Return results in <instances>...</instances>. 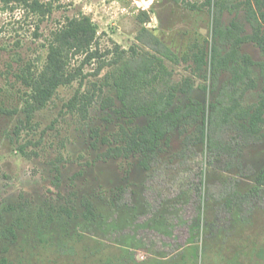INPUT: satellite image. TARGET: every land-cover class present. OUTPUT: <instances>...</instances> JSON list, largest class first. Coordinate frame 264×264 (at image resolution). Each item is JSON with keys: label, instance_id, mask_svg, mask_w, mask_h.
Instances as JSON below:
<instances>
[{"label": "rangeland", "instance_id": "1", "mask_svg": "<svg viewBox=\"0 0 264 264\" xmlns=\"http://www.w3.org/2000/svg\"><path fill=\"white\" fill-rule=\"evenodd\" d=\"M33 1L0 0V264H264V186L258 195L229 204L256 185L264 166V129L231 161L209 157L197 129L212 99L205 68L196 70L194 61L212 42L207 0H38L48 9L44 14ZM83 17L98 26L92 48L99 55L84 63L83 54L67 51L57 37ZM231 19L250 32L243 11H225L223 23ZM142 27L178 57L164 61L172 75L159 88L167 91L186 78L194 82L188 92L176 90L171 109L191 100L202 107L198 122L180 123L168 133L147 168L139 153L101 156L107 148L102 139L122 143V129L149 120L120 112L106 78L112 62L127 55L119 49L151 51L135 38ZM50 43L65 49L72 79L28 119L27 82L43 69ZM241 51L261 60L252 43ZM225 79L223 73L219 80ZM258 83L243 105L257 101ZM75 93L93 99L86 118L68 107ZM107 97L113 107L102 106ZM231 137L232 131L224 133ZM82 197L94 205L92 221L82 217ZM17 217L22 227L16 239L4 238L2 229Z\"/></svg>", "mask_w": 264, "mask_h": 264}, {"label": "trees", "instance_id": "2", "mask_svg": "<svg viewBox=\"0 0 264 264\" xmlns=\"http://www.w3.org/2000/svg\"><path fill=\"white\" fill-rule=\"evenodd\" d=\"M183 2V0H175ZM34 10L44 14L48 9L38 0L33 1ZM211 7V45L208 52L200 51L194 55L196 70L205 68V78L209 80V92L212 94L209 110L197 126L202 138L206 142L209 157L226 156L230 161L238 155L241 145L258 136L264 129V0H207ZM187 6L193 7L195 5ZM243 11L244 18L250 26L246 33L243 23L231 19L223 23L225 11ZM98 26L89 18L71 20L69 25L57 33L63 38L67 51L83 54L82 62L97 58V49H93ZM136 40L144 43L151 51L141 54L136 47L129 50L119 49L118 53H127L121 59L113 61L114 69L106 75L115 90L116 98L121 107L120 112L130 117L146 116L149 120L144 125L122 129V143L111 145L104 138L102 143L107 145L101 154L105 158L128 157L139 153L143 158L140 163L144 168L149 166V158L156 156L161 142L168 141V133L180 123L198 122L201 118L202 107L196 100H191L185 106L171 109L175 92H188L194 86L190 78L184 79L180 86H173L164 91L159 84L172 75L164 61L177 62V55L157 36L146 27H142L136 35ZM252 43L260 54L261 60L255 62L248 54L241 51V45ZM118 46V45H116ZM127 56V57H126ZM122 60L119 64V61ZM67 59L63 46L50 43L46 63L38 75L27 82L31 89V99L27 105V118L31 117L36 108H41L52 98L59 85L69 83L72 79L66 69ZM254 67L258 74H254ZM223 73L227 79L220 81ZM261 88L256 102L243 105L245 94L249 90ZM110 84V83H109ZM92 97L87 94L75 93L69 100L68 107L78 110L83 118L87 116V109L92 103ZM114 99L107 97L102 106H114ZM18 128V127H17ZM226 131H232L230 140L224 138ZM97 131H95V135ZM190 137H186V142ZM229 164V161L228 163ZM59 176H55L57 184ZM264 186V166L256 179V185L243 196L236 195L230 206L241 203L247 196L258 195ZM82 217L92 221L97 217L91 200L82 197ZM8 208L14 209L11 205ZM48 220L52 217L49 215ZM22 227L17 217L11 225L2 229V235L12 241L16 239V230Z\"/></svg>", "mask_w": 264, "mask_h": 264}, {"label": "water", "instance_id": "3", "mask_svg": "<svg viewBox=\"0 0 264 264\" xmlns=\"http://www.w3.org/2000/svg\"><path fill=\"white\" fill-rule=\"evenodd\" d=\"M206 31V29H202V32H205Z\"/></svg>", "mask_w": 264, "mask_h": 264}]
</instances>
